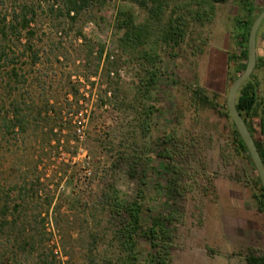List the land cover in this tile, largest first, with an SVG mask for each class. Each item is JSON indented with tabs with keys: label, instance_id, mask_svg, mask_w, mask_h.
<instances>
[{
	"label": "rangeland",
	"instance_id": "obj_1",
	"mask_svg": "<svg viewBox=\"0 0 264 264\" xmlns=\"http://www.w3.org/2000/svg\"><path fill=\"white\" fill-rule=\"evenodd\" d=\"M214 1L217 17L201 35H209L204 53L195 52L198 40L184 45L173 60L162 56L157 89H147L151 65L139 53L123 51L115 29L119 9L131 11L137 24L147 22L146 12L113 0L94 9L91 20L85 14L60 34L39 10L38 44L61 48L56 50L60 57L45 51L43 63L24 65L29 79L19 90L8 87L6 75H0L3 104L8 107L18 96L32 110L26 133L0 135V183L4 192L26 185L27 210L20 218L31 222L28 234L42 244L39 253L53 250L57 264H123L125 254L116 239L120 219L112 207L133 201L140 192L146 216L152 214L148 209L178 213L170 264H247L253 250L264 253V213L255 198L254 167L235 153L231 122L211 108L197 109L188 90L201 86L211 99L227 101L228 54L237 51L233 21L238 7L237 0ZM254 1L257 9L264 7V0ZM3 2V13L10 14L20 4L38 0ZM79 29L95 48L105 47L107 57L99 70L94 59L86 64L87 48L76 39ZM257 42L262 58L264 25ZM257 81L264 98L262 73ZM167 136L173 137L172 166L177 170L172 171L177 175L163 172L158 157L160 141ZM170 177L182 196L165 208L168 198L156 182L164 188ZM12 192L18 200L19 192ZM21 220L1 234L0 256L22 240ZM139 253L144 261L148 250L143 241ZM33 259L20 257L15 264H35Z\"/></svg>",
	"mask_w": 264,
	"mask_h": 264
},
{
	"label": "trees",
	"instance_id": "obj_2",
	"mask_svg": "<svg viewBox=\"0 0 264 264\" xmlns=\"http://www.w3.org/2000/svg\"><path fill=\"white\" fill-rule=\"evenodd\" d=\"M113 0H38L37 4L22 3L13 8L10 14L3 13L0 0V75L4 74V80L11 89H20L28 83L29 73L24 71V65L36 67L43 63V53L51 57L55 54L56 59L60 57L56 50L61 48L54 46L45 49L40 48L38 42L39 10L55 24L54 27L61 33L67 32L66 27L78 25L85 14L88 20L93 18V10L105 6ZM137 6L148 16L147 22L137 24L133 13L126 9H119L116 14L115 29L121 34L119 47L123 51L137 52L145 59L152 70L149 71L147 89H157L159 81L163 77L161 65L162 56L170 59L178 56V50L184 45L200 41L194 49L197 54H203L207 46L209 35L201 36L209 25L214 23L217 17V6L214 0H121ZM238 15L233 21V38L237 51L228 54V81L230 86L240 77L247 68L249 35L253 23L258 18L264 7L257 9L254 0H237ZM264 25V23H263ZM262 25V26H263ZM62 32H61V31ZM261 30V28H260ZM259 30V33H260ZM258 33V34H259ZM76 39L81 46L87 48L86 64L96 60V69L106 56L105 47L98 46L88 41L83 34V29L76 33ZM258 41V39H257ZM258 45V42H257ZM258 48V47H257ZM97 49V50H96ZM264 75V57H258L254 73L247 83L242 87L237 98V109L242 115L247 127L256 143L258 151L264 162V98L261 96V85L257 81L258 74ZM7 79V80H5ZM191 102L197 108H211L227 118L231 122L232 143L235 153L247 160L257 175V192L255 198L261 213H264V189L261 179L252 161L250 151L242 139L240 133L233 123L227 101L220 103L211 99L205 88L191 86L188 88ZM27 104L18 96L10 102L8 107L0 100V135L9 136L26 133L32 110H26ZM7 107V108H6ZM30 111V112H29ZM39 115H41L39 113ZM54 131V130H52ZM6 137V136H5ZM172 136L161 139V150L158 157L162 161V171L168 175L178 174L172 171L175 153L170 145ZM60 143V142H59ZM174 170L176 169L173 167ZM177 170V169H176ZM162 175V173H160ZM157 186L163 189V196L168 200L165 208H170L171 201L182 196L178 190L176 180L169 178L166 187H161L159 181ZM0 183V238L6 235V230L17 228L21 216L27 210V187L14 186L8 192H4ZM19 192V198H11L12 191ZM180 193V194H179ZM26 196V197H25ZM109 192L105 198L109 199ZM151 215H145V197L142 192L133 201L116 202L112 207L114 217L119 218L116 239L125 254L123 264H170L171 250L173 248L175 234L178 225V213L174 210L154 211L148 209ZM25 221L28 217H24ZM22 221V240L17 241L12 247L15 250L0 256V264H15L20 257L30 260L34 257L35 264H57L54 251L48 254L39 253L40 242L33 235L28 234V225L31 222ZM45 220L42 227L45 228ZM147 245L148 254L144 261L139 253L140 242ZM10 242V240H9ZM247 264H264V253L253 250L246 257Z\"/></svg>",
	"mask_w": 264,
	"mask_h": 264
},
{
	"label": "water",
	"instance_id": "obj_3",
	"mask_svg": "<svg viewBox=\"0 0 264 264\" xmlns=\"http://www.w3.org/2000/svg\"><path fill=\"white\" fill-rule=\"evenodd\" d=\"M264 23V9L258 16V18L253 23V26L249 35V43H248V62L247 68L245 72L238 77L230 87V90L227 95V108L230 114V117L233 123L236 126V129L240 133L242 139L244 140L246 146L250 151V155L252 161L255 165L257 173L261 179L262 186L264 189V162L261 158V155L258 151L256 143L245 123L242 115L237 109V98L242 87L247 83V81L251 78L254 73L257 62H258V54H257V39L258 33L261 26Z\"/></svg>",
	"mask_w": 264,
	"mask_h": 264
},
{
	"label": "built area",
	"instance_id": "obj_4",
	"mask_svg": "<svg viewBox=\"0 0 264 264\" xmlns=\"http://www.w3.org/2000/svg\"><path fill=\"white\" fill-rule=\"evenodd\" d=\"M81 133V130H78L79 137H82Z\"/></svg>",
	"mask_w": 264,
	"mask_h": 264
}]
</instances>
